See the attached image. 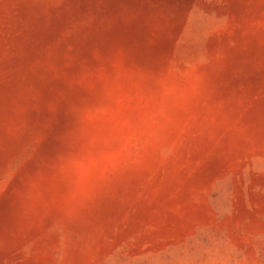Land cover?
I'll return each instance as SVG.
<instances>
[{
	"label": "rangeland",
	"instance_id": "374dc122",
	"mask_svg": "<svg viewBox=\"0 0 264 264\" xmlns=\"http://www.w3.org/2000/svg\"><path fill=\"white\" fill-rule=\"evenodd\" d=\"M0 264H264V0H0Z\"/></svg>",
	"mask_w": 264,
	"mask_h": 264
}]
</instances>
